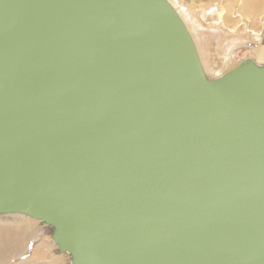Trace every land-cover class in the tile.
<instances>
[{
    "label": "water",
    "instance_id": "obj_1",
    "mask_svg": "<svg viewBox=\"0 0 264 264\" xmlns=\"http://www.w3.org/2000/svg\"><path fill=\"white\" fill-rule=\"evenodd\" d=\"M69 264H264V65L210 79L169 0H0V215Z\"/></svg>",
    "mask_w": 264,
    "mask_h": 264
},
{
    "label": "rangeland",
    "instance_id": "obj_2",
    "mask_svg": "<svg viewBox=\"0 0 264 264\" xmlns=\"http://www.w3.org/2000/svg\"><path fill=\"white\" fill-rule=\"evenodd\" d=\"M259 1L261 4L259 3L255 11L246 7L247 0L174 1L176 5L184 9L185 16L182 14L181 17L194 38L204 70L210 79L218 78V74H225L231 67L233 69L244 60H253V50L264 48V0ZM213 9L216 11L209 14ZM3 220L8 224L12 222L16 224L20 219L13 215L0 216V223ZM21 222L26 225L33 223L35 232L30 234L32 236L29 239L26 236L22 237L20 243L13 241V247L20 248L22 259H24L20 260L21 257H19L17 259L19 261L14 259L12 260L14 263L7 264L23 263L25 260L33 264L37 262L47 264L55 257H62L63 264H69L67 254L58 253L59 256L53 255L50 257L51 260L44 258L50 248H56L58 252L57 246L50 237L51 228L24 215H22ZM44 242L47 244L45 245ZM6 254L10 257L6 256L0 264H5L7 259L15 256L11 253Z\"/></svg>",
    "mask_w": 264,
    "mask_h": 264
},
{
    "label": "bare ground",
    "instance_id": "obj_3",
    "mask_svg": "<svg viewBox=\"0 0 264 264\" xmlns=\"http://www.w3.org/2000/svg\"><path fill=\"white\" fill-rule=\"evenodd\" d=\"M171 2V4L175 7V9L178 11V13L180 14V16H182V14H184V9L180 6H178V4L176 5V3L174 2L175 0H169ZM247 8L248 9H253L255 11V9H257L259 7V5L261 4L259 0H247ZM260 3V4H259ZM263 4V3H262ZM246 8V9H247ZM262 9V8H261ZM216 11V9H213L209 12V14L214 13ZM185 16V14H184ZM252 58L253 60L259 64V65H264V48H257L254 49L252 52ZM233 63V62H232ZM232 69V67H231ZM230 69V70H231ZM219 77L224 75L223 74H218ZM17 216L19 217V221L16 222V224H14L13 222L11 224H8L7 222H3L0 223V261L3 260L4 258H6L7 254L6 253H11L15 254V256L7 259V261H5V264L12 262V260L14 261V259H16V261H19L17 259L20 258V260L22 259V252L20 250V248H18L17 246H15V248L13 247V241L20 243V239H22V237L25 238V236L27 237V239L31 238L33 232H35V226L33 223H30L28 225L23 224L21 222V218L22 215L21 214H7V215H0V216ZM21 217V218H20ZM7 219V217H5ZM14 218V217H13ZM30 218V217H29ZM11 219V218H10ZM17 219V218H16ZM15 219V220H16ZM32 219V218H31ZM12 220V219H11ZM34 220V219H33ZM26 221V220H25ZM29 221V220H28ZM35 221V220H34ZM37 221V220H36ZM40 222V221H39ZM7 223V224H5ZM41 223V222H40ZM45 225V224H42ZM48 226V225H46ZM49 227V226H48ZM50 228V227H49ZM38 230H36L37 232ZM51 233V231H50ZM54 243V242H53ZM55 244V243H54ZM56 245V244H55ZM24 249V248H23ZM59 254H66V253H59ZM22 255V256H21ZM68 255V254H67ZM59 256V255H58ZM10 257V256H7ZM24 259V258H23ZM22 259V260H23ZM51 260V258L49 259ZM15 261V262H16ZM3 262V261H2ZM14 263V262H12ZM11 263V264H12ZM63 264V258L62 257H55L52 261H49V263L47 264ZM18 264H33L31 262H27V260H25L23 263H18ZM34 264H46V262H42V263H34Z\"/></svg>",
    "mask_w": 264,
    "mask_h": 264
},
{
    "label": "crops",
    "instance_id": "obj_4",
    "mask_svg": "<svg viewBox=\"0 0 264 264\" xmlns=\"http://www.w3.org/2000/svg\"><path fill=\"white\" fill-rule=\"evenodd\" d=\"M44 244L46 245L47 243H45L44 242ZM34 249V248H33ZM32 249V250H33ZM59 252H57V250H56V248H50L49 250H48V252H47V255L44 257V258H50V257H52L53 255H59L58 254ZM39 257H41V256H39Z\"/></svg>",
    "mask_w": 264,
    "mask_h": 264
}]
</instances>
